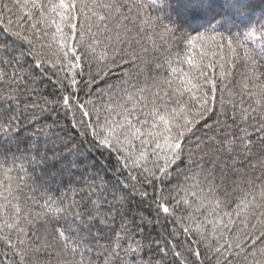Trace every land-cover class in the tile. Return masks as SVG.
<instances>
[{
    "label": "snow or ice",
    "instance_id": "6c2138e0",
    "mask_svg": "<svg viewBox=\"0 0 264 264\" xmlns=\"http://www.w3.org/2000/svg\"><path fill=\"white\" fill-rule=\"evenodd\" d=\"M0 264H264V0H0Z\"/></svg>",
    "mask_w": 264,
    "mask_h": 264
},
{
    "label": "trees",
    "instance_id": "16d2710c",
    "mask_svg": "<svg viewBox=\"0 0 264 264\" xmlns=\"http://www.w3.org/2000/svg\"><path fill=\"white\" fill-rule=\"evenodd\" d=\"M117 75H118V73H117Z\"/></svg>",
    "mask_w": 264,
    "mask_h": 264
}]
</instances>
